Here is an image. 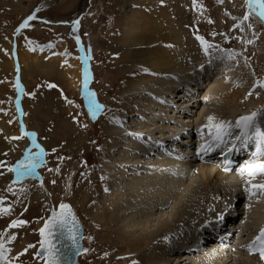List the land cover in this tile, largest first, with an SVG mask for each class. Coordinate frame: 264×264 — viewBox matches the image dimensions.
<instances>
[{"label": "bare ground", "instance_id": "bare-ground-1", "mask_svg": "<svg viewBox=\"0 0 264 264\" xmlns=\"http://www.w3.org/2000/svg\"><path fill=\"white\" fill-rule=\"evenodd\" d=\"M154 7L145 0L122 3L127 17L123 69L136 67L145 76L138 82L127 79L122 113L103 127L108 139L102 173L108 178L109 191L99 190L101 212L88 214L107 230L106 240L124 246L126 254H121L124 259L119 264H260L249 254L250 239L246 237L264 224V190L253 189V195L248 191L250 178L240 173L253 159L258 141L255 137L240 140L244 154L238 173L223 172L212 161L217 154L210 152L223 145L228 150L226 143L233 137L239 143L235 137L240 129L234 125L242 115L264 113V87L254 80L242 84L235 77L234 65L225 70L232 64L224 52H207L204 62H196L199 55L185 51L190 40L185 30L181 34L182 20ZM16 51L20 56H11L12 66L22 61L19 48ZM221 62L227 63L225 78L220 76ZM73 64L74 85L83 79L85 88V69L88 83L92 80L90 59L84 57L82 65L81 61ZM236 83L243 91L234 92ZM231 95L234 98L229 99ZM209 116L215 117L213 124L231 122L232 137H226V143L218 145L209 135L210 129L205 127ZM5 124L0 116V129L7 133ZM260 126L264 128V117ZM9 139L13 143L10 134ZM209 144L207 151H201L202 145ZM36 174L24 177L31 182ZM0 176L4 182L11 177L1 171ZM252 183H264V176ZM212 220L216 221L209 225ZM223 228L236 230L233 243L214 242L213 235ZM205 239L216 246L209 241L203 245ZM20 247L18 244L13 250L9 264Z\"/></svg>", "mask_w": 264, "mask_h": 264}, {"label": "rangeland", "instance_id": "rangeland-1", "mask_svg": "<svg viewBox=\"0 0 264 264\" xmlns=\"http://www.w3.org/2000/svg\"><path fill=\"white\" fill-rule=\"evenodd\" d=\"M145 1L154 3L157 12L164 11L182 20L181 34L185 30L184 35L190 40V45L184 48L191 55H199L196 62H204L207 52H224L232 65L225 68L227 63L221 62L220 76H227L224 71L234 65L235 77L242 84L250 80L264 83V22L253 12L241 24L248 14L246 0ZM123 2L0 0V116L8 127L7 133L0 129V163L4 165L0 171L11 176L6 182L0 176V208L10 209L0 212V241L10 250L6 253L8 261L21 244L15 250L12 264H43L44 258L37 255L39 231L51 208L57 209L61 203H69L83 224L82 264H119L124 259L121 255L126 254L124 246L106 240L107 230L95 224L88 214L101 212L99 190L104 194L109 191L108 178L102 173L108 139L103 127L119 119L127 79L138 82L145 76L136 67L130 71L123 69L127 42ZM31 15L35 19L17 32ZM197 37L207 42V52ZM18 48L22 61L12 66L11 56H20ZM87 55H91L94 73L90 87L103 106L95 117L89 113L83 96V79H78L76 86L71 76L76 68L73 63L81 61L82 65L84 57L89 58ZM29 56L33 61L26 58ZM18 83L23 85L24 92L23 98L16 102L20 93ZM240 91L243 88L236 83L234 92ZM20 119L44 145L45 159L40 168L32 171L37 174L31 182L24 176L18 180L15 172L8 171L29 150L37 151ZM9 134L21 138L11 143ZM86 195L88 201H82ZM18 220L26 223L13 227ZM13 236L15 239H11Z\"/></svg>", "mask_w": 264, "mask_h": 264}, {"label": "snow or ice", "instance_id": "snow-or-ice-1", "mask_svg": "<svg viewBox=\"0 0 264 264\" xmlns=\"http://www.w3.org/2000/svg\"><path fill=\"white\" fill-rule=\"evenodd\" d=\"M222 2V0H221ZM246 4L248 7V14H246L243 19L241 20V24H243L244 21L249 19V16L255 12V14L261 19L264 20V0H246ZM35 19L34 15L29 16L21 25L20 28H24L28 26V21ZM235 19V17L233 18ZM78 23V22H77ZM20 29H17V32H19ZM201 42L205 45V51L208 50L207 42L204 41L203 37H197ZM79 39V37H77ZM251 43V41H249ZM34 50V49H33ZM259 87H264V83L258 82ZM17 88L20 87L19 83L16 85ZM49 87H55V85H49ZM84 87L85 90H87L88 87V72L87 69H85V79H84ZM86 95H91V93H87ZM71 103V101H69ZM90 110H91V102H90ZM99 107V106H97ZM93 115L95 113L93 112ZM261 117H264V113L260 111H254L249 115H242L236 122L234 127L236 129H240V134L236 136L235 138L237 140L242 141H248L255 137L257 139L256 144V150L252 154L253 159L251 161H248L244 164V166L240 169L241 175H247L249 179V184L251 187L248 189L249 192H252L254 195L255 192H253V189L260 191L264 190V183L254 184L252 183V180H254L257 176H264V128H261L260 126V120ZM209 123L205 125V127L209 128V135L212 137L214 141L217 142V144H224L226 143V137L231 138L232 137V125L231 122L226 121H220L219 123L213 124V121L215 120V117L209 116L208 118ZM35 136V134H30ZM21 137H13L12 139H20ZM34 146L39 148V145ZM211 147L209 144L207 147L204 145L201 146V151H207L208 148ZM42 155L41 152L38 153H32L30 150L24 157V159L18 161L16 164L10 166L8 168V171L15 172L17 174V177L25 176L29 173H31L37 165L40 163L38 157ZM3 163H0V167H3ZM12 189L9 188V191ZM0 204H2V200H0ZM62 210L60 213H53L52 218L45 223L44 228L40 229L41 236H45V233L47 232V237L41 241V247L45 249L46 255L48 256L47 264H60V254L59 249H57L55 243H53V240L57 236V230L60 229L59 235L63 236L64 232L63 229H67V238L72 241L73 247L78 248L77 243V236H76V229L75 227H69V218L74 222L75 217L71 213V209L69 205L62 204L61 206ZM10 211V209H4L0 208V212H7ZM223 219V216L220 217ZM26 223L25 221H14L13 227ZM11 239H15V237H11ZM29 247H34L33 245H29ZM251 249L254 252L259 253L262 259H264V228L260 230L259 235L256 236V238L253 240L252 244L250 245ZM10 251L7 249L4 245L3 241H0V262H3V264H9L8 257L6 253ZM27 251V249H25ZM87 251V250H85ZM39 255V253H37Z\"/></svg>", "mask_w": 264, "mask_h": 264}, {"label": "water", "instance_id": "water-1", "mask_svg": "<svg viewBox=\"0 0 264 264\" xmlns=\"http://www.w3.org/2000/svg\"><path fill=\"white\" fill-rule=\"evenodd\" d=\"M65 205H68L67 203H63ZM62 205V204H61ZM60 205V206H61ZM59 206L58 210L51 209L48 218L46 219L45 223L48 222L52 216L53 213H60L61 211L67 212V210H62ZM71 209V207H70ZM72 215L75 217L74 222L69 218V227H75L76 229V236H77V243L78 248L73 247L72 241L67 238V229H63L64 235H59L60 229L57 230V236L53 240V243H55L57 249H59L60 254V264H81L79 261V255L82 252L83 249V235H84V229L79 220L77 219L76 215L71 209ZM44 223V225H45ZM44 225L42 228H44ZM47 237V232L45 233V236H41L40 233V246H39V252L45 256V264H47L48 256L46 255V251L44 248L41 247V241H43Z\"/></svg>", "mask_w": 264, "mask_h": 264}]
</instances>
